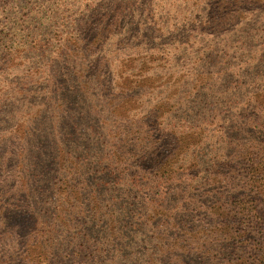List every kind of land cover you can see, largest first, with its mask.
<instances>
[{"label": "trees", "instance_id": "obj_1", "mask_svg": "<svg viewBox=\"0 0 264 264\" xmlns=\"http://www.w3.org/2000/svg\"><path fill=\"white\" fill-rule=\"evenodd\" d=\"M261 1L215 0L212 24H250L259 18ZM151 12L146 4L136 7L131 0L116 2L107 24L92 27L82 36L58 39L56 45L51 39L36 47L41 53L52 52L57 59L47 72L40 73L39 68V75L26 73L24 84L19 83L9 98L16 102L19 97L31 107L21 116L16 111L6 114L4 122L13 128L0 130V232L37 238L48 225V218L51 222L67 220L71 209L61 211L59 207L66 203L59 200V189L65 195L67 188L63 190L61 181L50 182L63 176L68 163L61 156L64 151L60 137L69 125L74 133L80 132L78 124L70 122L90 119L96 122V129L90 127L85 133L92 136L88 141L93 139L96 154L91 164H75L67 177L96 178L95 188L81 182L82 191L91 190L89 195L96 196V202L78 212L96 235L116 237L124 235L122 228L127 229L132 249L115 251L119 256L114 254L110 264H126L132 256V264H264V74H257L264 67V43L258 44L255 36L247 34L243 43L232 38L221 51L209 53V64L215 66L204 67L201 72L194 70L197 75L193 77L202 78L190 84L194 86L192 97L196 102L200 100L198 111L191 110L181 122L169 123L173 108L164 100L137 118L132 115L131 104L143 99L137 93L140 79L111 76L107 87L101 72L131 60L124 50H129L132 43L125 36L132 30L140 32L152 19ZM111 35L109 42L116 39L110 50L114 57L88 59L102 52ZM225 35L227 31L221 37ZM152 51L144 49L141 58L137 56L142 59L138 65H144L143 56L149 57ZM120 54L127 59L117 58ZM136 69L133 65L121 74H134ZM212 77L221 88L211 92L213 102L207 94L201 95ZM123 81H129V86L124 84L117 90ZM96 86L108 89L100 90L101 104L95 95ZM80 100L89 106L90 114L72 113L70 105L78 106ZM43 114L50 119L48 132H39L35 127L44 119ZM154 132L158 134L153 136ZM146 136L159 141L144 151L143 141L139 145L134 141ZM33 138L45 139L42 145L46 149ZM27 151L31 155L25 157ZM61 160L59 168L48 171L59 166ZM87 169L93 174L84 172ZM145 179H151L150 187L162 188L163 193L157 201L150 199L154 206L146 205L141 214L132 212V208L116 210L115 206L102 205L101 197L113 191V186L125 180L140 184ZM144 187L134 185L138 191Z\"/></svg>", "mask_w": 264, "mask_h": 264}, {"label": "rangeland", "instance_id": "obj_2", "mask_svg": "<svg viewBox=\"0 0 264 264\" xmlns=\"http://www.w3.org/2000/svg\"><path fill=\"white\" fill-rule=\"evenodd\" d=\"M125 1L128 0H0V130H9L7 126H11L10 129L13 128L12 124L7 125L4 122L6 114L16 111L18 116H21L22 112H29L30 102L19 101V97L16 102L9 99L14 95V89L19 88L18 84H24L22 78L25 74L28 72L38 73L36 70L39 68L41 69L40 73L47 72L51 62L57 59V55L52 52L44 50L41 53L36 51V47L42 43L46 44L51 39L54 42L52 44L56 45L55 42L58 39L82 36L92 27L96 28L100 24H107L110 21L107 16L115 8V3ZM131 1L135 3L136 7L146 4L147 8L152 11V19L142 26L140 32L132 30L125 36L132 43L129 50H124L126 54L132 56L131 60L128 63L125 61V63L114 64L110 69L102 71L101 76L106 81L107 87L111 84V76L118 79L127 75L133 80L140 79L141 83L137 88V93L141 94L143 99L138 104H131L132 115L137 118L146 115L154 106L162 104L161 100H164V104L173 108L169 123L181 122L184 117L190 114L191 110L198 111L197 105L200 104V100L196 102L192 97L194 86L190 84L201 77H193L197 75L196 71L201 72L204 67L213 68L215 66V64H209L211 60L207 58L209 53H213L215 50L216 52L221 51L232 38L235 42L243 43L247 34L255 36V41L258 44L264 43V0L259 2V18L250 24L246 22L243 26H236L233 23L229 26L212 24V2L215 0ZM150 28L154 30H149ZM162 29H168L169 34L168 32L164 33ZM223 31H227V35L221 37ZM111 38L113 35L108 37L106 42H109ZM115 40L107 43L101 53L88 59L93 60L95 57L96 60L103 61L112 59L114 53L110 50ZM144 49L153 51L149 53V57L143 56L144 65H138L142 60L140 58ZM117 58L127 59L122 54ZM131 62L137 66L136 73L121 74L130 70L133 66ZM113 72L115 74H111ZM257 74H264V67L257 70ZM128 82L123 81L117 86V90H121L124 84L128 87ZM107 87L105 89L96 86L95 95L99 104L102 101L100 90L108 91ZM220 89L219 82L213 80L212 77L208 88L201 90V95L207 94L209 100L213 102L210 96L211 92H219ZM37 91L39 92L34 89V92ZM106 97L109 98V93ZM115 97L114 93L113 98ZM77 104L78 106L70 105V110L74 115L86 116V114H90L88 105L83 104L81 100ZM94 104L96 106V102ZM45 111H50V108H46ZM48 117L43 114L44 119L35 126L39 132L42 129L46 132L49 131L48 122L50 119H47ZM208 120L209 122L213 121V119ZM71 123H77V130L80 132L74 133V128L70 125L63 129L60 138L64 153L61 156L68 163L62 172L63 176L55 175L56 177L50 182L61 181L63 190L67 188L65 195L59 189L61 191L59 200L61 203L66 202L63 205L59 204V207L61 211L70 208L72 212L67 215V220L51 222V219L48 218V225L43 228L37 238L13 234L12 238L9 235H2L0 232V264H110V259L114 254L119 256L115 251L122 248L131 251V241L128 239L127 229L122 228L124 235H116V237L96 235V231L84 224V220H81L83 216L78 214V212L81 213L82 210L87 209V206L93 207L96 202V196L89 195L91 190L88 193L82 191L81 182L86 181L90 188H95L96 178L95 180L82 179L78 176L73 179L72 177L68 178L67 173L77 163L82 166L92 163L96 147L92 145L93 139L91 142L88 141L92 136L86 134L85 131L90 127L96 129V122L83 119L81 122L72 121L69 124ZM22 129V126L18 129L19 143L23 138ZM157 134L152 133L153 136ZM14 137H16L15 133ZM40 140L33 138L37 145L46 149V145H42L46 140H41V144ZM155 140L159 141L152 136H146L134 143L139 145L143 141L142 147L145 151L149 149V145H154ZM135 150L138 151L139 146H136ZM7 151L10 149L8 148ZM29 155H31L29 151L24 154L25 157ZM131 156H128V159H131ZM74 157L79 161H75ZM62 162L61 160L59 166H54L48 171L51 172L59 168ZM84 172L93 174V171L89 172L88 169ZM64 181L70 184H66ZM151 181V179H145L140 184L136 182L134 184L129 180L122 181L116 188L112 187L113 191H109L104 197H101L102 205L108 208L115 206L116 210L132 208V212L141 214L146 205L154 206V204H150V199L157 201L163 193L162 188L156 190L150 187ZM134 185H144L145 187L138 191ZM67 194L70 196L69 200ZM143 233L150 235L147 231ZM135 255L138 256V254ZM134 259V256L129 257L126 264H132Z\"/></svg>", "mask_w": 264, "mask_h": 264}]
</instances>
